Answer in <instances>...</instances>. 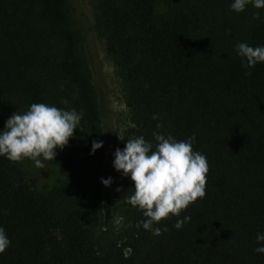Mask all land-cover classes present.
Segmentation results:
<instances>
[{"label": "trees", "instance_id": "16d2710c", "mask_svg": "<svg viewBox=\"0 0 264 264\" xmlns=\"http://www.w3.org/2000/svg\"><path fill=\"white\" fill-rule=\"evenodd\" d=\"M74 0H0V130L32 103L83 110L79 129L50 161L63 180L34 187L0 157V264H264V63L245 76L234 45H264V9L236 13L232 0H94L92 32L123 87L132 138L184 140L207 159L205 196L169 215L153 236L115 188L100 149L101 105ZM67 101V104L62 101ZM112 178L105 187L101 178ZM187 215L181 229L176 219ZM121 226L112 233L113 220Z\"/></svg>", "mask_w": 264, "mask_h": 264}, {"label": "clouds", "instance_id": "9594fccd", "mask_svg": "<svg viewBox=\"0 0 264 264\" xmlns=\"http://www.w3.org/2000/svg\"><path fill=\"white\" fill-rule=\"evenodd\" d=\"M248 6L264 9V0H232L229 5L236 13L244 12ZM253 19L264 20V17L257 12ZM234 52L246 69L245 76L251 75L248 69L264 63V45L238 42ZM83 114L82 109H63L44 103H32L23 113L13 112L0 130V157L11 162L29 159L36 168H43L42 161H53L56 150L68 145L74 130L79 129ZM152 136L155 145L143 135L126 139L123 149L117 148L113 153V168L133 182L126 201L142 213L144 219L138 222L139 226L159 236L162 231H168L166 226H159L162 219L169 215L179 217L191 203L204 198L208 165L206 157L192 148L195 134L184 140L155 131ZM102 146L103 141H92L89 155ZM101 183L108 187L112 178H101ZM189 220L187 215L178 218L173 227L179 230ZM255 242L254 252L264 255V232L256 233ZM10 244L6 230L0 227V254Z\"/></svg>", "mask_w": 264, "mask_h": 264}, {"label": "rangeland", "instance_id": "374dc122", "mask_svg": "<svg viewBox=\"0 0 264 264\" xmlns=\"http://www.w3.org/2000/svg\"><path fill=\"white\" fill-rule=\"evenodd\" d=\"M74 25L80 31L83 46L86 50L92 79L98 91L103 129L100 148L104 164L113 167V153L117 148L123 149L126 139L132 138V125L129 122L128 112L123 101V87L116 74L112 61L107 56L102 42L92 32V11L94 0H74ZM124 139H120V138ZM43 168H36L29 159L17 162L28 179H34V187L38 191H45L59 185L63 178L57 167L50 161H42ZM115 188L125 182V177L113 171ZM121 226V220L115 217L111 232L114 233Z\"/></svg>", "mask_w": 264, "mask_h": 264}]
</instances>
